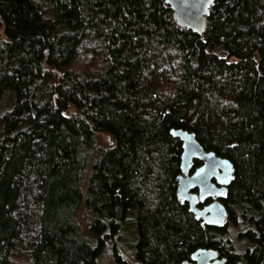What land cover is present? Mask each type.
Masks as SVG:
<instances>
[{
	"label": "trees",
	"instance_id": "obj_1",
	"mask_svg": "<svg viewBox=\"0 0 264 264\" xmlns=\"http://www.w3.org/2000/svg\"><path fill=\"white\" fill-rule=\"evenodd\" d=\"M173 128L233 162L223 228L177 197ZM129 226L140 264H264V0L202 34L165 0H0V264L121 261Z\"/></svg>",
	"mask_w": 264,
	"mask_h": 264
},
{
	"label": "water",
	"instance_id": "obj_2",
	"mask_svg": "<svg viewBox=\"0 0 264 264\" xmlns=\"http://www.w3.org/2000/svg\"><path fill=\"white\" fill-rule=\"evenodd\" d=\"M173 11L174 20L182 27L202 34L207 25L208 16L216 0H165ZM173 136L183 143L181 174L178 176L177 194L181 202H188L191 212L203 224L223 228L228 218V210L223 203L228 188L235 179L233 162L214 151L206 150L194 132L182 128H173ZM109 145H113L111 136H107ZM195 161L203 164L191 170ZM212 199L205 207H199L200 201ZM191 261L183 264H227V258H219L217 249L201 247L191 255Z\"/></svg>",
	"mask_w": 264,
	"mask_h": 264
},
{
	"label": "rangeland",
	"instance_id": "obj_3",
	"mask_svg": "<svg viewBox=\"0 0 264 264\" xmlns=\"http://www.w3.org/2000/svg\"><path fill=\"white\" fill-rule=\"evenodd\" d=\"M103 140L106 141L105 135H103ZM79 220L81 221V223L84 222L82 220V213L79 215ZM127 231L120 240L123 243V248L120 249V254L122 255L123 258L128 259L129 264H138L137 258L135 257L134 254H132L133 250L135 249V245H136V235H135L134 228H132L131 230H127ZM229 231L232 232L229 236L233 237L234 236L233 228L232 229L230 228ZM100 264H118L114 257L112 248L108 249L106 254L102 257Z\"/></svg>",
	"mask_w": 264,
	"mask_h": 264
},
{
	"label": "flooded vegetation",
	"instance_id": "obj_4",
	"mask_svg": "<svg viewBox=\"0 0 264 264\" xmlns=\"http://www.w3.org/2000/svg\"><path fill=\"white\" fill-rule=\"evenodd\" d=\"M203 164V161H195V163H194V165H193V168H192V170H191V173H193L194 172V170L196 169V168H198L199 166H201ZM178 187V186H177ZM229 188H230V186H229ZM229 188H228V193H229ZM228 193H227V196H228ZM177 197H178V194H177ZM226 199H227V197L225 198V199H223V203H224V205L226 206V208H227V205H226ZM212 201V199H208V200H205V201H200L199 202V207H201V208H203V207H205L206 205H208L210 202ZM183 203V202H182ZM188 206H189V204H188V202H185ZM189 210H190V208H189ZM227 210H228V208H227ZM191 211V210H190ZM193 213V212H192ZM194 214V213H193ZM229 216V215H228ZM227 220H228V218H227ZM201 222H202V220H201ZM235 223H236V226H239V227H241V225H242V223H243V219H242V217H240V216H238V217H236V220H235ZM202 225H204V226H208V225H206V224H203V222H202ZM237 228V227H236ZM238 229V228H237ZM236 229V231L238 232V234L239 235H241L242 236V233H241V230H237ZM128 230H131V228H130V226H129V229ZM199 248H201V247H199ZM198 249V248H197ZM197 249H195V250H197ZM132 250V249H131ZM195 250H193L191 253H190V255H189V257H187V258H185L184 260H182V264H183V262L184 261H186V260H188V261H191L192 262V259H191V255H192V253L195 251ZM112 251H113V249H112ZM246 250H245V245H244V243L242 242V241H240L239 242V246H238V256L240 257L239 259L241 260V256L240 255H242L244 252H245ZM219 252V251H218ZM113 253H114V251H113ZM132 254H134L135 255V257L137 258V253H136V246H135V249L133 250V253ZM222 257H226L227 258V256L226 255H223V254H221L220 252H219V258H222ZM117 261V263L118 264H129V262H128V259H126V258H123L122 257V260L121 261H118V260H116ZM238 264L239 263H243V261H238L237 262ZM138 264H140L139 263V261H138ZM227 264H228V259H227ZM244 264V263H243Z\"/></svg>",
	"mask_w": 264,
	"mask_h": 264
}]
</instances>
